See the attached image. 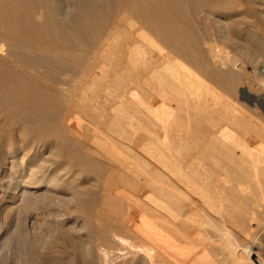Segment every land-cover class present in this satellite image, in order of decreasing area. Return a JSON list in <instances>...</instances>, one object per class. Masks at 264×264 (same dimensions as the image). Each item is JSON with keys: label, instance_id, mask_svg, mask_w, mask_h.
<instances>
[{"label": "bare ground", "instance_id": "obj_1", "mask_svg": "<svg viewBox=\"0 0 264 264\" xmlns=\"http://www.w3.org/2000/svg\"><path fill=\"white\" fill-rule=\"evenodd\" d=\"M256 3L0 0V186L45 185L46 196L100 214L91 231L43 221L24 261L0 264H248L255 229L264 245ZM229 48L255 64L260 89ZM117 90L121 99L108 95ZM108 96L120 104L110 109ZM19 151L21 165L10 160ZM134 194L143 213L130 223ZM60 233L75 257L55 248L59 238L47 244ZM126 237L136 243L111 260Z\"/></svg>", "mask_w": 264, "mask_h": 264}, {"label": "rangeland", "instance_id": "obj_2", "mask_svg": "<svg viewBox=\"0 0 264 264\" xmlns=\"http://www.w3.org/2000/svg\"><path fill=\"white\" fill-rule=\"evenodd\" d=\"M254 2L255 3L257 2L256 4H259L262 2L264 3V0H262V1L261 0H254ZM258 25L252 26V29L257 35L264 38V25H259V26ZM229 49L231 50V52ZM229 49H228V51L231 54V60L230 61L233 64H235L236 67L239 68L240 70L243 69L241 71L242 72L241 74L243 75V77L246 78V80L250 83V85L255 90L260 89L261 88V80H260L261 75L257 76V74L259 75L260 73H259L257 67L255 66V64L252 63L247 58H244L239 52H237V51L234 52L231 48H229ZM108 66H109V63H108ZM110 67H108V72H109L108 77H107L108 83L112 82V80H113L112 77L114 74V71L112 72L113 74L111 73L110 69H112V68H110ZM109 75H111V76H109ZM109 77H111L112 79L109 80L110 79ZM258 84H260V85L258 86ZM117 91L118 92L115 91V93H112V94H110L111 93L110 92V93H108V95L115 96L116 94H118L115 97H119V99H121V97L119 96L120 91L119 90H117ZM112 96H108L112 100V101L110 99L108 100V102H110L109 108L110 107L113 108V107L118 106L120 104V100L115 98V97H112ZM113 103H115V105H113ZM111 104L113 106H111ZM252 113L254 115L260 114L259 110H257V111L253 110ZM110 115H112V114H110ZM19 152L20 153H16V155H10V160L16 161V163L18 165H21L20 159H21V156L23 154V151H19ZM41 152H45V155H47L49 153L48 151H45L44 148H42ZM8 166L9 167L7 169L9 172H11L10 164ZM82 182H84L85 184L89 183V181H83V180H82ZM24 190L26 191L25 193L23 192ZM48 190H52V189L46 188L45 185H42L39 187H33V188L27 187V185L24 184L23 182L17 188H12V189H10V188L5 189V188L0 186V230H1L0 235H2V238L0 239V241L2 240V243H1L2 245L0 246V250H1L0 251V257H4L5 259H8V261H15L14 258L16 260H19L18 258H20L21 261H24L25 260L24 256L26 258V255L29 253V250H30L29 247H31V245H33L35 243V239L40 235L41 225H43L45 221H48L50 219L57 218V219L64 221L63 223L67 226H69L70 224L71 225L75 224L76 226H78V228L85 227V230H89V231L96 228L95 224H96L97 220L94 221V218L96 219L97 215H100V214L97 213L95 209H93L92 207L83 208L82 206H79L76 203H74V204L70 203L69 204L66 201H64L62 199V197L59 198L58 196H52V197L46 196V193L48 192ZM67 195L69 196V194H67ZM135 195L138 197H135ZM132 196H134L135 199ZM56 197H57V199H56ZM130 199H129V196L128 197L125 196L126 211H128V213H125V214L128 217V220L131 219L130 223L131 222H138V221L140 222L142 220L141 216H140L141 215L140 210L142 211V209L140 207H142L141 204L143 203L144 199L141 197V195H137V194L131 195ZM132 199H134L133 200L134 202L132 201ZM136 199L137 200L142 199V201H140L141 206L139 204H136V205H139L138 207L140 210L137 208V206L136 207L134 206V203H139V201H136ZM60 201H62V202H60ZM56 202H58V203H56ZM131 202L133 203L132 207L134 209H132L130 207L132 204ZM49 207L51 208V210ZM129 207L131 208V210L129 209ZM129 211L131 213H129ZM142 213H143V211H142ZM111 214H114V213H110V216H111ZM116 215H123V214L122 213H116ZM94 216H96V217H94ZM262 218L264 219V217H262ZM20 220H21V222H20ZM24 222L26 225L25 224L20 225V223L22 224ZM262 223H264V220H261V225H262ZM23 226H25V227H23ZM261 232H262V230L259 228V229H255L254 234H252L253 238H254V239L251 238L252 242L250 244L252 246L251 252H250L251 253L250 258L252 260L250 259L248 261V264H264V245L261 243L262 239H263V235H261L262 234ZM37 233H38V235H37ZM60 234H61V236H59ZM60 234L58 235V237L56 235L52 234L50 236V238L48 240L49 242H47V244L49 245L51 243L50 240L53 242L55 239L57 240L59 238L57 241V246L55 248L60 249V247H61V249L63 250L62 254L64 253L63 256L65 258H69L71 255L75 257V255L77 253V251L75 252L76 248L73 247V245L71 244L72 242H69V239L65 233H60ZM60 238H61V240H63L62 241L63 244L61 242L62 245L59 243V241H61ZM126 238L128 240L126 239V241H125V239L123 238V242L118 243L119 245L118 244L113 245L116 249L114 247L110 248L111 251L113 250L111 252V254L108 255L109 258H112L111 260H113V256H114L113 254L120 255L119 254L120 252L118 249H120L121 247H124V248L126 247L125 249H127V248H130V246H132V244L136 243L134 241V239H132V240L135 243L132 240L130 241L131 238H128V237H126ZM4 239L7 241L4 242L5 241ZM257 240H258V242H257ZM124 244H125V246H124ZM117 246H119V247H117ZM123 249L121 248V250H123ZM243 255L245 256L244 258H246V259L248 258L247 253H245ZM22 258L24 260H22ZM244 258L242 256V260ZM10 259H12V260H10ZM129 259H130L129 257H116L115 261L114 260L113 261L116 262V264L117 263L118 264H122V263L123 264H130ZM136 259H137V257H136ZM181 262L183 263V261L179 260L178 257L177 258L171 257V259L169 261L170 264L171 263L172 264H182ZM132 264H137V263H132ZM231 264H233V263H231Z\"/></svg>", "mask_w": 264, "mask_h": 264}]
</instances>
